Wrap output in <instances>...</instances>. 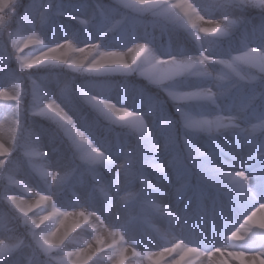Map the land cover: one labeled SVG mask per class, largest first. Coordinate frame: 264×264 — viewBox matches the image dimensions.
I'll return each mask as SVG.
<instances>
[{
  "label": "snow or ice",
  "instance_id": "snow-or-ice-1",
  "mask_svg": "<svg viewBox=\"0 0 264 264\" xmlns=\"http://www.w3.org/2000/svg\"><path fill=\"white\" fill-rule=\"evenodd\" d=\"M0 114V264H264V0H0Z\"/></svg>",
  "mask_w": 264,
  "mask_h": 264
},
{
  "label": "rangeland",
  "instance_id": "rangeland-1",
  "mask_svg": "<svg viewBox=\"0 0 264 264\" xmlns=\"http://www.w3.org/2000/svg\"><path fill=\"white\" fill-rule=\"evenodd\" d=\"M33 54L38 55L39 53L36 52V53H33ZM3 119H4V115L3 114H0V122H2ZM20 192L22 193V195L24 196L25 199L31 198V195H30V193L28 191H24V192L23 191H20ZM68 210L71 211V209H68ZM195 264H201V263L200 262L198 263V262L195 261ZM203 264H207V260L205 258H203Z\"/></svg>",
  "mask_w": 264,
  "mask_h": 264
},
{
  "label": "bare ground",
  "instance_id": "bare-ground-1",
  "mask_svg": "<svg viewBox=\"0 0 264 264\" xmlns=\"http://www.w3.org/2000/svg\"><path fill=\"white\" fill-rule=\"evenodd\" d=\"M201 261H203V257H200V258H197V260H196V262H200L201 263Z\"/></svg>",
  "mask_w": 264,
  "mask_h": 264
},
{
  "label": "trees",
  "instance_id": "trees-1",
  "mask_svg": "<svg viewBox=\"0 0 264 264\" xmlns=\"http://www.w3.org/2000/svg\"><path fill=\"white\" fill-rule=\"evenodd\" d=\"M116 78L117 79H121L119 76H117ZM133 79H135V78H133ZM20 191H23L24 192V191H27V190L26 189H20Z\"/></svg>",
  "mask_w": 264,
  "mask_h": 264
}]
</instances>
